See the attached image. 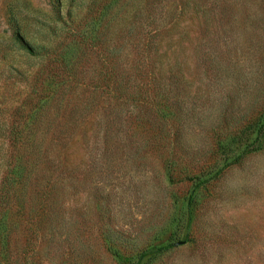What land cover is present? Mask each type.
I'll return each mask as SVG.
<instances>
[{
	"label": "rangeland",
	"instance_id": "374dc122",
	"mask_svg": "<svg viewBox=\"0 0 264 264\" xmlns=\"http://www.w3.org/2000/svg\"><path fill=\"white\" fill-rule=\"evenodd\" d=\"M0 264H264V0H0Z\"/></svg>",
	"mask_w": 264,
	"mask_h": 264
},
{
	"label": "trees",
	"instance_id": "16d2710c",
	"mask_svg": "<svg viewBox=\"0 0 264 264\" xmlns=\"http://www.w3.org/2000/svg\"><path fill=\"white\" fill-rule=\"evenodd\" d=\"M157 251V248H151L148 251H146L145 253L142 254L143 257H146L149 254L155 253Z\"/></svg>",
	"mask_w": 264,
	"mask_h": 264
}]
</instances>
